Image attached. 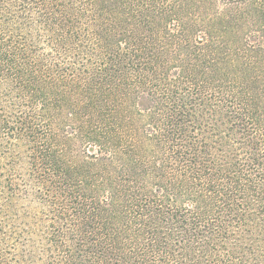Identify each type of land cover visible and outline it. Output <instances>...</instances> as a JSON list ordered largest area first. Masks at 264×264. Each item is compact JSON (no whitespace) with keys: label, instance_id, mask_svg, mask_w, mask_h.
I'll use <instances>...</instances> for the list:
<instances>
[{"label":"trees","instance_id":"obj_1","mask_svg":"<svg viewBox=\"0 0 264 264\" xmlns=\"http://www.w3.org/2000/svg\"><path fill=\"white\" fill-rule=\"evenodd\" d=\"M0 264H264V0H0Z\"/></svg>","mask_w":264,"mask_h":264}]
</instances>
